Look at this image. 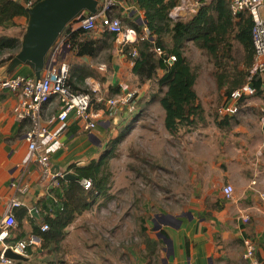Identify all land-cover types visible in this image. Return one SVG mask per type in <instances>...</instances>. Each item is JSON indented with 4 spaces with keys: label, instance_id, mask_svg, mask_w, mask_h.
Here are the masks:
<instances>
[{
    "label": "crops",
    "instance_id": "1",
    "mask_svg": "<svg viewBox=\"0 0 264 264\" xmlns=\"http://www.w3.org/2000/svg\"><path fill=\"white\" fill-rule=\"evenodd\" d=\"M122 1L121 6L126 11L130 10L131 17H143L132 0L130 6L126 0ZM211 1L180 0L178 18H192L202 4ZM26 20L23 16L16 17L7 29L0 28V34L20 38L18 35L25 29ZM107 36L105 33L89 35L99 41L95 56H77L74 51H66L63 59L70 67L73 86L77 91H90L97 103L99 99L135 91L139 101L145 100L148 105L136 116L129 115L124 108L113 114L107 111L104 122L101 121L92 131L85 129L83 121L71 116L69 129L61 138L62 147L51 155L48 175L30 154L25 137L28 124L22 122L16 112L18 93L0 90V227L9 213L11 201L16 199L21 203L12 210L17 226L11 229V237L6 243L26 239L33 233L34 225H42L41 215L45 213L42 201L53 197V189L59 186L53 176L58 172L75 174L70 169L71 165L85 166L92 160H99L108 145V138H115L122 121L126 120V138L133 142L135 132L142 128L143 142L148 140L150 144L149 161L155 162L154 167L151 165L154 171H165L172 178L174 193L188 195V201L174 207L172 223L162 221L156 215L157 218L151 220L158 223L159 219L162 223L156 225L152 233L148 224H143L144 242L139 243L136 249L133 244L126 246L124 254L128 261L123 264H246L243 228L239 222L242 213L251 216L245 233L255 236L258 255L264 263V115L261 112L264 91L247 100L240 114L225 119L218 116L213 98L218 89L222 94L224 90L227 92L246 83L253 58L247 55L238 40L232 38L231 53L222 51L220 55L233 63L234 50L237 48L243 53L242 59L237 61L235 75L231 81L222 82L218 77L207 76L205 90L199 89L201 81L198 76L195 88L203 115L194 119L193 124L181 126L171 134L165 127V111L157 92L151 88L156 79L141 83L133 73V61L116 43L112 53L102 61L99 59L101 53L109 48V43L103 39ZM190 44L194 43L187 45ZM8 66L0 67L2 75L13 76L15 72H21L25 76H34L29 66H23L13 74L8 73ZM162 75L163 71H159V76ZM59 109L58 101L53 100L46 107L45 119ZM150 123L156 124V128L152 127L155 133L150 130ZM23 184H27L28 189L22 193L18 187ZM228 184L234 187V196L230 200H226L223 194V188ZM154 206L164 210L160 205ZM67 236L61 243V255L66 263L101 264V258H108L110 264H118L117 248H113L111 243L107 245L109 241L100 236L97 239H78L79 250H75L72 244L75 237ZM147 238L158 242L156 254H150L147 249ZM89 242H96L90 244L94 247L92 251H86L82 244ZM2 246L0 242V252ZM37 257L35 254L31 258ZM42 260L38 263L42 264Z\"/></svg>",
    "mask_w": 264,
    "mask_h": 264
},
{
    "label": "trees",
    "instance_id": "2",
    "mask_svg": "<svg viewBox=\"0 0 264 264\" xmlns=\"http://www.w3.org/2000/svg\"><path fill=\"white\" fill-rule=\"evenodd\" d=\"M39 1L41 0H0V28L7 29L9 23L19 16L28 20L29 8ZM119 1L120 4L123 2ZM132 1L143 13L144 24L138 21L139 16L127 19L129 26L138 32L139 37L136 42L123 47V52L133 61V73L139 77L141 83L156 79L161 92L156 96L159 97V102L165 111V127L169 133L175 134L181 126L191 125L194 119H200L203 115V107L199 103L195 88L198 73L185 55L187 44L192 42L210 55L219 57L222 51L231 53L230 41L235 38L254 61L251 35L254 22L248 12L235 17L231 13L229 0L205 2L190 19H174L171 16L172 10L180 5V0ZM121 7L120 5L118 8ZM144 29H147V32ZM88 33L82 29L71 31L67 26L61 38H65V43L70 45V50L77 56H95L99 41L90 38ZM109 37L112 41L117 40L115 34ZM21 41L22 39L18 37L0 34V67L7 66L11 62L15 52L20 50ZM155 47L164 50V55L154 53ZM135 50L137 55L133 57L132 53ZM166 55H175L176 61L170 65L166 61ZM159 71H163L162 76H159ZM14 75H22V73L15 72ZM223 79H226L224 74L220 75V82L224 81ZM254 83L258 94L262 93V80L258 79ZM69 84L74 91H77L71 77ZM233 90L229 89L227 96ZM77 92L90 93L93 97V94L87 90ZM103 108L104 105L98 104L95 109ZM127 130L125 126L120 131L118 137L113 140L114 145L119 143ZM113 155L114 150L107 145L99 160H92L85 166H70L78 180L59 178V186L53 189V197L42 201L45 213L41 215V223L48 224L49 229L43 232L42 225L33 226V233L42 238V245L38 250L31 252V257L35 254L40 255L43 259H41L42 264H67L61 255V243L66 236V230L78 216L94 206L99 194L105 193L109 181L108 160ZM83 179L92 181L90 189L84 188ZM146 245L150 254L157 253L158 242L147 238ZM17 264L35 263L17 261Z\"/></svg>",
    "mask_w": 264,
    "mask_h": 264
},
{
    "label": "built area",
    "instance_id": "3",
    "mask_svg": "<svg viewBox=\"0 0 264 264\" xmlns=\"http://www.w3.org/2000/svg\"><path fill=\"white\" fill-rule=\"evenodd\" d=\"M119 0H100L98 13L96 15L83 14L80 18L70 23L71 31L82 29L88 32L94 31L98 27L104 31L115 34L118 37L121 48L137 41L139 35L135 29L128 28L124 31L122 21L119 17L113 16V12L120 6ZM231 13L237 17L241 13L248 12L254 22L252 28V43L254 49V61L250 69L248 81L240 87L234 89L229 96H226L222 104L217 108V114L221 119L235 117L240 114L244 103L252 97L257 96L258 89L255 81L262 80V90L264 91V0H229ZM180 7H175L171 16L178 18ZM147 32V31H146ZM70 50V45L65 43V38H61L51 49L48 61L41 78L36 76L13 75L6 76L0 73V90H7L19 95V105L16 109L17 116L22 122L28 124L25 137L32 158L43 167L44 173L49 174L51 155L62 147L61 138L69 129V119L73 116L76 120L85 123V129L92 131L97 128L108 111L115 113L120 108H124L129 114L138 111V96L135 91H127L117 94L104 102L105 109H95L94 99L90 93L74 91L69 84L70 67L63 59L66 51ZM154 53L164 55V50L160 47L154 48ZM137 55L136 50L132 56ZM166 61L172 65L176 61L175 55H166ZM53 100H57L60 109L57 113L45 119L44 112ZM264 115V103L261 106ZM65 172L56 173L53 178L59 184V178H64ZM82 185L85 189H90L92 181L83 179ZM27 184L20 185L18 190L25 192ZM223 194L226 200L234 196V187L225 185ZM21 206V203L13 199L9 205V213L3 219L0 227V242L3 244L0 252V262L4 264H14L16 261L5 256V252L10 249L14 253L24 257H31V252L38 250L42 245V238L32 233L28 238L14 243H6L11 237V229L16 228L17 222L12 210ZM241 228H243V257L246 264H264L258 255V243L253 235L245 233V228L251 223V216L242 213L239 217ZM49 229L48 224H43V232Z\"/></svg>",
    "mask_w": 264,
    "mask_h": 264
},
{
    "label": "rangeland",
    "instance_id": "4",
    "mask_svg": "<svg viewBox=\"0 0 264 264\" xmlns=\"http://www.w3.org/2000/svg\"><path fill=\"white\" fill-rule=\"evenodd\" d=\"M126 1L129 3L128 6L132 5V3H130L131 0ZM112 14L121 19L124 31L131 28L127 22L128 18H132L130 10L126 11L125 8L121 7L116 9ZM136 14L138 13H134V15ZM141 18L143 19V17ZM27 24L28 21L26 20V27ZM26 27H24L25 29L22 28L24 30L18 35L21 39L25 34ZM103 33H105L106 36L109 35L108 32L102 31L101 28L98 27L94 31L89 32L88 36H98ZM103 39H105V42L109 43L110 49L107 47L108 49L101 53L99 58L101 61L105 59L109 53H112L115 43L117 46H120L118 40L112 41L109 36ZM17 53L15 52L14 56ZM185 53L189 58L190 64L198 73L201 81V83H199L200 90L206 89L205 78L210 75L216 78L219 77L220 79V75L224 74L226 79L223 80L231 81L232 75H235L234 70L237 66V61L243 57V53L236 48L233 53L235 59L233 63H231L232 60L228 61L221 55L219 57H214L207 51L199 49L194 44L187 45ZM151 88H153L155 92L161 94L157 82H152ZM220 90L221 89H218V92H216L213 97L216 108L222 104L227 96L226 90H224L222 94ZM105 99L107 100L108 97ZM98 104L104 105L105 108L104 102L97 103L96 101H94V108H96ZM146 105H148V103L145 100L139 101L138 99V111L132 115H139V110H143V107ZM122 122L121 127L117 130V136L115 138L113 136L109 137L107 142L108 147L114 150V155L109 157L108 160L107 173L109 181L105 193L99 194L94 202V206L78 216L75 222L70 225L68 231H66L67 237L70 235L75 237V241L72 242L75 250H79L78 239H86V237L97 239L96 237L100 236L103 240L109 241L107 245L109 244L110 246L111 243L113 248H117L118 264H123L128 261L124 254L127 245L133 244L136 249L139 243L141 244L144 242L145 237L141 231V226L143 224H148L152 233L156 225H161L162 222L160 220L172 223L174 220L172 216H175L172 212L174 211V207L177 204H183L185 201H188V195L174 193L173 184L171 182L172 178L167 176L165 171H154L153 163L155 162L152 163L149 161L150 144L148 140L143 142L145 138L142 137L141 127L135 132L136 134L133 142H130L125 134L117 145L113 144V140L118 137L120 131L125 128L127 123L126 120ZM150 125V130L155 133V129L153 130L152 127L156 128V124L150 123ZM156 204L164 207V210H158L157 207L154 206ZM169 213H172V215ZM156 215H159L158 218L160 220L158 219V223L151 220L153 217L157 218ZM95 243L89 242L82 244L86 251H92L94 247L90 244L93 245ZM39 257L40 255H38L37 258L29 257V259L31 258L30 263L39 264L38 262L41 261ZM82 257L84 256L82 255ZM108 260V258H101L100 262L101 264H110Z\"/></svg>",
    "mask_w": 264,
    "mask_h": 264
},
{
    "label": "water",
    "instance_id": "5",
    "mask_svg": "<svg viewBox=\"0 0 264 264\" xmlns=\"http://www.w3.org/2000/svg\"><path fill=\"white\" fill-rule=\"evenodd\" d=\"M100 0H41L29 8V19L21 48L8 66L12 74L23 66H29L37 79L46 68L48 55L58 42L67 26L83 14L96 15ZM138 21L144 24L142 18ZM66 180L79 178L69 172ZM36 211H34L35 213ZM5 256L17 261H29V258L8 249Z\"/></svg>",
    "mask_w": 264,
    "mask_h": 264
}]
</instances>
